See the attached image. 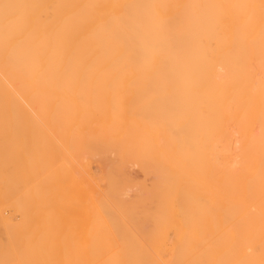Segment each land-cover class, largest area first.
<instances>
[{"label": "bare ground", "instance_id": "obj_1", "mask_svg": "<svg viewBox=\"0 0 264 264\" xmlns=\"http://www.w3.org/2000/svg\"><path fill=\"white\" fill-rule=\"evenodd\" d=\"M263 64L264 0H0V197L12 173L1 137L9 106L36 121V162L27 174L33 180L85 172L79 157L89 150L110 153L118 164L176 167L165 172L207 182L225 173L229 105L240 101L241 123L257 125L254 135L245 125L238 153L247 191L241 264H264V93L237 90L251 77L241 70ZM152 80L160 82V99L139 97ZM95 117L104 126L93 133ZM24 173L21 162L17 175ZM194 187L180 193L177 264L227 263L228 234H215L207 221L216 214L203 212L201 202L221 197L215 192L223 187ZM118 209L116 218L129 217ZM60 217L55 213L54 225ZM126 233L108 264H167L142 260Z\"/></svg>", "mask_w": 264, "mask_h": 264}, {"label": "rangeland", "instance_id": "obj_2", "mask_svg": "<svg viewBox=\"0 0 264 264\" xmlns=\"http://www.w3.org/2000/svg\"><path fill=\"white\" fill-rule=\"evenodd\" d=\"M8 7L2 9L8 13ZM241 73L252 80L242 83L237 88L239 92L264 93V64L245 68ZM159 83L150 81L143 87L147 92L139 97L159 100V93H155ZM240 109V101L235 107L229 105L228 161L223 167L225 173L207 178L210 181L181 179L177 173L165 172L176 167L160 163H114L110 153L105 157L88 150L79 157L85 172L72 168L65 178L52 182L28 177L29 168L36 162V121L33 115L19 114L14 105L9 106L1 137L6 142L12 173L0 197V218L5 222L0 227V264H108L116 257L119 234L125 231L128 242L145 253L142 260L157 257L167 264H177L184 228L185 200L180 193L193 186H198L192 189L195 193H210L212 186L223 187L215 192L221 197H201L203 212L216 214L207 221L215 224V234H228L230 256L224 264H241L240 234L246 225L247 191L246 170L238 153L241 142L246 140L243 138L248 136L246 129L247 134L254 135L257 125L241 123ZM103 126L99 117L92 119L93 133L103 130ZM73 129L74 126L71 132ZM109 132L105 133L108 141ZM122 134L123 131L120 139ZM155 138L161 145L160 132L156 131ZM21 162L25 173L19 177L17 167ZM118 205L129 217H115L120 211ZM55 213L61 214L57 225L53 223ZM62 241L65 248L60 246Z\"/></svg>", "mask_w": 264, "mask_h": 264}]
</instances>
